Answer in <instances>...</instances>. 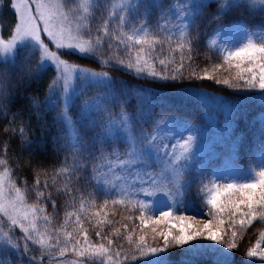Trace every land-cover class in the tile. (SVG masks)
Returning a JSON list of instances; mask_svg holds the SVG:
<instances>
[{"label":"snow or ice","instance_id":"obj_1","mask_svg":"<svg viewBox=\"0 0 264 264\" xmlns=\"http://www.w3.org/2000/svg\"><path fill=\"white\" fill-rule=\"evenodd\" d=\"M0 120V264H264V0H0Z\"/></svg>","mask_w":264,"mask_h":264},{"label":"trees","instance_id":"obj_2","mask_svg":"<svg viewBox=\"0 0 264 264\" xmlns=\"http://www.w3.org/2000/svg\"><path fill=\"white\" fill-rule=\"evenodd\" d=\"M11 16L9 13H5V20L10 19ZM241 18V17H238ZM242 19V18H241ZM75 59V57H73ZM79 63H82L86 66L88 65L87 61L79 60ZM201 66H204L207 61L203 54H201L197 61ZM100 70V69H96ZM117 79H124L130 85L140 84L143 87L147 88L150 92L149 99L155 104L158 110H163L166 112H174L184 118L192 121V122H203L206 119H220L221 121L224 119L223 115L218 114V110H214L211 108H206L205 102L201 100L199 96L190 95V91L192 89H202L210 94L214 93L220 96H232V97H242L243 94L232 92V90L225 89L221 85H215L211 81H196L194 83H189L188 81H184L183 84L180 82H162V81H137L134 76L125 75L123 72H113L111 73ZM35 88V86H34ZM25 101L17 100L13 105L12 110L16 111L17 108L21 107V105L25 104ZM257 117L259 113H256ZM7 123L5 120H0V150L3 149V142L7 140V135L3 132V127ZM38 135V133H37ZM17 144V140L14 139L11 142V148L15 149ZM50 147V145H49ZM222 151V149H218ZM247 149L241 153L239 163L241 165L247 164ZM37 160H44L45 166H48L49 160L46 159L42 154L37 153L34 157ZM29 181L33 180L32 176L28 177ZM62 203V201H60ZM49 211L51 209L49 208ZM62 211V210H61ZM257 229L253 228L249 230V236L245 238V240L241 244V248L237 250L235 253V257L237 262L245 259V251L250 244L255 243ZM180 249H172L171 250V258L173 261L179 259Z\"/></svg>","mask_w":264,"mask_h":264},{"label":"rangeland","instance_id":"obj_3","mask_svg":"<svg viewBox=\"0 0 264 264\" xmlns=\"http://www.w3.org/2000/svg\"><path fill=\"white\" fill-rule=\"evenodd\" d=\"M202 101H204V99L202 97H200ZM205 102V101H204ZM144 259H148V258H144Z\"/></svg>","mask_w":264,"mask_h":264}]
</instances>
